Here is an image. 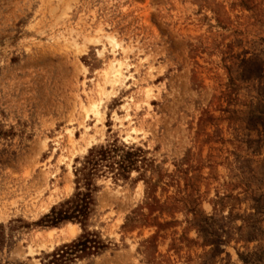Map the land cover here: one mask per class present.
Wrapping results in <instances>:
<instances>
[{
  "label": "rangeland",
  "instance_id": "rangeland-1",
  "mask_svg": "<svg viewBox=\"0 0 264 264\" xmlns=\"http://www.w3.org/2000/svg\"><path fill=\"white\" fill-rule=\"evenodd\" d=\"M79 192L71 264H264V0H0V264Z\"/></svg>",
  "mask_w": 264,
  "mask_h": 264
},
{
  "label": "trees",
  "instance_id": "trees-1",
  "mask_svg": "<svg viewBox=\"0 0 264 264\" xmlns=\"http://www.w3.org/2000/svg\"><path fill=\"white\" fill-rule=\"evenodd\" d=\"M94 204L92 194L79 192L74 200L53 207L44 217L42 222L51 226L66 221H76L81 224L83 233L77 240L65 243L47 254L43 264H71L75 259L98 252L105 247L99 236L88 230V219Z\"/></svg>",
  "mask_w": 264,
  "mask_h": 264
},
{
  "label": "bare ground",
  "instance_id": "bare-ground-1",
  "mask_svg": "<svg viewBox=\"0 0 264 264\" xmlns=\"http://www.w3.org/2000/svg\"><path fill=\"white\" fill-rule=\"evenodd\" d=\"M116 60H117V59H116ZM115 62H118V63H119V60H118V61H113V65H112V62H111V66H112V70H111V71H112V72H111V74H110V71H108L109 73L107 72V73L110 75V77H111V80H110V81H112L113 84H114V82L117 81V80H116V77H117L116 72H117V71H120V69L118 70V68L115 67ZM111 66H110V64H109V67H110L109 70L111 69ZM107 73H106V75H108ZM109 75H108V77H109ZM105 78H107V76H106ZM110 83H111V82H110ZM97 103H98V102H95V103L93 102V103H92L93 105L91 104V105H92L91 107H92V109H94L96 112H99V111H98V105H99V104H97ZM97 114H98V113H97ZM100 116H101V115H100ZM69 228H70V230H69L70 232H68V233H70L69 235H71V236H75L77 230H79V228H78L77 226H75V224H74V225H73V224L70 225ZM53 231H54V229H53ZM71 236H70V237H71Z\"/></svg>",
  "mask_w": 264,
  "mask_h": 264
}]
</instances>
